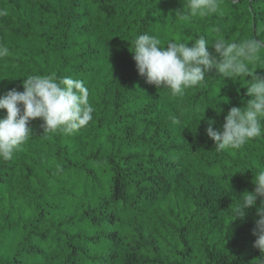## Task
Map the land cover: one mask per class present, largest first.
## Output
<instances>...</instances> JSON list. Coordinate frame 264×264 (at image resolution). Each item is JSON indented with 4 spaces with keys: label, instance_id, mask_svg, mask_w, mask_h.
Instances as JSON below:
<instances>
[{
    "label": "trees",
    "instance_id": "obj_1",
    "mask_svg": "<svg viewBox=\"0 0 264 264\" xmlns=\"http://www.w3.org/2000/svg\"><path fill=\"white\" fill-rule=\"evenodd\" d=\"M219 3L178 17L182 0H0V96L30 75L71 77L94 108L72 134L30 120L27 141L0 158V264H264L256 206L234 215L264 169V136L218 151L207 135L210 119L223 131L251 98V76L212 69L172 95L146 82L131 51L143 33L165 47L204 35L210 53L218 38L264 37V0Z\"/></svg>",
    "mask_w": 264,
    "mask_h": 264
},
{
    "label": "clouds",
    "instance_id": "obj_2",
    "mask_svg": "<svg viewBox=\"0 0 264 264\" xmlns=\"http://www.w3.org/2000/svg\"><path fill=\"white\" fill-rule=\"evenodd\" d=\"M183 11L179 16H196L216 13L219 0H182ZM0 11V15H4ZM161 46L157 35L143 33L135 40L134 60L141 76L157 88L167 87L172 95H183L185 90L198 86L206 72L216 70V75L249 77L247 94L251 97L243 108L233 106L228 111L223 131L214 130V119L209 120L207 135L215 141L218 151L239 149L248 140L264 136V76L258 75L252 66L264 67V37L253 36L241 41L227 42L218 38L209 52L204 35L194 43L177 42L175 38ZM9 48L0 45V58L6 57ZM23 91L13 88L0 96V158L10 160L25 143L32 131L29 122L42 118L44 132L62 131L72 134L85 127L92 119L94 108L89 104V89L83 80L63 77L54 79L40 74L23 80ZM254 191H245L238 197L234 215L244 218L251 206H256L257 219L253 234L254 246L264 253V169L254 172ZM260 203L257 204V200Z\"/></svg>",
    "mask_w": 264,
    "mask_h": 264
}]
</instances>
